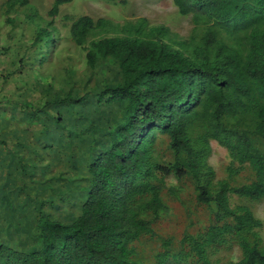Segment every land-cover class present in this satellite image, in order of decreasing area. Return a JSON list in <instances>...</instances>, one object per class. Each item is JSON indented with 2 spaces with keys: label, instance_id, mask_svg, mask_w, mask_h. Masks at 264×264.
Instances as JSON below:
<instances>
[{
  "label": "trees",
  "instance_id": "1",
  "mask_svg": "<svg viewBox=\"0 0 264 264\" xmlns=\"http://www.w3.org/2000/svg\"><path fill=\"white\" fill-rule=\"evenodd\" d=\"M173 1L193 23L183 39L145 17L75 19L82 91L67 70L61 94L14 100L25 115L0 118V157L20 171L0 180V214L25 191L37 210L27 245L0 239V264H264V220L251 207L264 200V0ZM16 6L35 26L31 60L44 63L59 29L29 0L6 1ZM212 141L229 152L225 178ZM47 188L58 193L43 199ZM62 201L77 204L70 221L45 209ZM232 248L236 259L214 260Z\"/></svg>",
  "mask_w": 264,
  "mask_h": 264
},
{
  "label": "rangeland",
  "instance_id": "2",
  "mask_svg": "<svg viewBox=\"0 0 264 264\" xmlns=\"http://www.w3.org/2000/svg\"><path fill=\"white\" fill-rule=\"evenodd\" d=\"M6 1L0 0L1 120L3 117L12 120V113H17L18 118L25 115L26 111H22L24 105L16 108L12 103L14 100L24 103L28 99L32 103L40 104L46 97H49L47 95L53 97L61 94L59 90L63 85L59 79L67 70L72 79H75V90L82 91L81 88L86 79L85 74L89 73L86 68V52L75 44L70 34L71 24L80 16L106 17L120 23L145 17L151 25L167 27L168 33L175 39L188 37L193 29L191 16L181 15L173 0H72L62 4L56 16L50 15L56 0H29L30 6H35L39 15L46 21H52V25L57 27L60 33V46L47 54L48 59L44 63H34L30 57L32 56L30 45L34 38L35 26L28 18L29 11L21 6L8 10ZM7 11H9L8 14ZM96 72L101 77L104 73L108 74L105 69H98ZM37 83L39 85H36ZM11 127L15 125L12 124ZM212 148L209 161L215 168L217 177L225 178L226 167L231 162L229 152L217 141H212ZM0 162L2 164L0 180L7 178V180L14 181L17 176H20L17 160L9 157L2 160L0 157ZM64 182L65 180L61 181L62 184ZM168 182L174 184L175 179L170 177ZM47 190L48 188L40 194L43 199L50 197L51 193L55 195L58 193V191L53 192L51 188ZM29 191L31 194L32 192L36 194L38 188L36 187V191L35 189ZM23 197L25 202L14 201L4 215L0 214V239L3 241L9 239V234L12 233L15 235L13 241H20L22 237V241H26L27 245L34 236L37 221L35 219L36 202L26 191ZM71 198L75 201V198L72 196ZM66 203L70 202L62 201L56 210H53L51 205L45 206V209L56 211L55 216L59 215V218L63 217L65 221L67 219L70 221L78 214L77 204L70 207ZM251 207L256 215L264 220V200L251 202ZM10 220L15 223L22 222L20 229L17 230L12 226ZM261 232L264 237V228ZM232 256L235 259L239 256L236 248L221 250L214 256V260L219 259L220 262H225Z\"/></svg>",
  "mask_w": 264,
  "mask_h": 264
},
{
  "label": "built area",
  "instance_id": "3",
  "mask_svg": "<svg viewBox=\"0 0 264 264\" xmlns=\"http://www.w3.org/2000/svg\"><path fill=\"white\" fill-rule=\"evenodd\" d=\"M0 75H1V68H0Z\"/></svg>",
  "mask_w": 264,
  "mask_h": 264
}]
</instances>
